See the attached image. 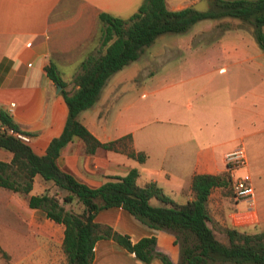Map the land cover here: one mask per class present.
Here are the masks:
<instances>
[{
    "label": "crops",
    "instance_id": "crops-1",
    "mask_svg": "<svg viewBox=\"0 0 264 264\" xmlns=\"http://www.w3.org/2000/svg\"><path fill=\"white\" fill-rule=\"evenodd\" d=\"M141 1L0 0V110L30 137L34 154H44L67 116L61 87L57 89L45 67L52 64L66 83L64 89L72 90L80 62L99 48V14L127 18ZM164 1L167 9L178 10L191 8L198 0ZM213 25L203 18L160 47L143 48L137 59L146 64L129 69L130 62L111 74L97 100L78 114L99 142L129 134L131 148L145 154L143 162L102 148L86 153L83 142L74 137L61 147L55 164L90 188L98 187L104 176H123L135 168L137 185L153 181L164 194L184 203L192 198V175L224 171V153L241 146L246 165L235 173L248 179L253 203L231 200L214 187L205 202L206 223L210 228L260 232L264 231V51L251 29L216 31ZM152 64L156 68L143 73ZM10 158L11 153L0 148V160ZM53 189L50 181L35 175L28 195ZM21 196L0 187V210L10 213L7 221L0 219L5 235L1 242L10 246L6 251L12 264H65L63 226L29 208ZM93 220L127 235L131 242L153 236L156 249L173 263L178 261V246L168 230L149 228L120 207L100 209ZM29 228L38 233L35 247L19 252L23 230ZM90 264L161 262H142L112 240L98 239Z\"/></svg>",
    "mask_w": 264,
    "mask_h": 264
},
{
    "label": "trees",
    "instance_id": "trees-1",
    "mask_svg": "<svg viewBox=\"0 0 264 264\" xmlns=\"http://www.w3.org/2000/svg\"><path fill=\"white\" fill-rule=\"evenodd\" d=\"M222 17L235 18L250 26L257 45L264 51V0H212L205 12L190 7L169 10L164 0H142L127 18L99 14V48L80 62L71 80L72 90L64 89L66 83L52 64L45 67L46 75L61 87L59 92L67 116L60 134L50 139L42 155L34 154L28 144L6 132L5 128H19L5 111L0 110V127H3L0 148L11 153L9 161L0 160V187L24 196L29 208L41 210L48 219L63 226L61 251L65 264H90L92 248L98 239L112 240L145 263L158 259L161 264H264V231L248 233L226 227V242H222L206 223L209 218L205 202L212 188L218 187L222 196L233 200L226 170L192 175L189 186L192 198L177 203L153 181L137 185L135 168L123 176H104L98 187L90 188L60 171L55 164L61 147L74 137L83 142L86 153L102 148L143 162L146 156L131 148L129 134L99 142L78 120V114L97 100L111 74L135 61L157 36L184 33L200 19ZM35 175L51 182L54 186L51 194L44 190L41 194L28 195ZM73 200L81 204L80 212L63 206ZM109 207H120L149 228L172 232L178 246V261L173 263L165 253L157 250L153 236L131 242L127 235L93 220L100 209Z\"/></svg>",
    "mask_w": 264,
    "mask_h": 264
},
{
    "label": "rangeland",
    "instance_id": "rangeland-1",
    "mask_svg": "<svg viewBox=\"0 0 264 264\" xmlns=\"http://www.w3.org/2000/svg\"><path fill=\"white\" fill-rule=\"evenodd\" d=\"M211 2H212V0H207L208 9H209V6L211 5ZM207 21L214 24L213 28L216 31H222L223 29H228V28L234 29V28H238V27L245 28L247 30L251 29L250 26H248L246 24H241L239 22V20H237L235 18H231V17H222L219 19L207 18ZM262 30L264 32V26L262 27ZM173 36H174V34H172V33L161 34V35L157 36L155 38V40L153 41V43L151 45L147 46L146 48H158L161 46L163 41L170 40ZM96 51H94L93 53H96ZM132 62L133 63H131L129 65V67H127V68L134 69V68H136L135 64H146V61L143 58H141V59L139 58L135 62L134 61H132ZM155 68L156 67L154 66V64H152L150 67H146L145 70H143V73H147L149 70H152ZM146 98L147 97H142V100H146ZM146 101H150V98H149V100H146ZM48 193L51 194L52 192H48ZM22 198L24 199L25 197L21 196V199ZM226 199H228V198H226ZM229 201H231V200L229 199ZM63 206L66 209H69V210L74 211V212H80L82 209L81 204L77 200H73L71 203H65V204H63ZM8 216H10V213L8 211H6L5 209L0 210V219L7 221V219L9 218ZM225 228L226 227H223V228L222 227H211L212 231H214L213 233H214L215 237L220 241H222L226 238L225 233H224ZM239 230L244 231V232H251V230H249V229H239ZM37 236H38V233L33 228L23 230V234H22V237L20 238V243H19L17 250L19 252H23L26 250L34 249L35 245L33 243V240ZM1 239L2 240L5 239V235L2 232H0V250H2V252L4 254H2V252H0V264H12L13 260L10 258L11 253L9 251L10 246L7 245L6 243L2 244ZM6 248L9 249L8 250L9 252L6 251Z\"/></svg>",
    "mask_w": 264,
    "mask_h": 264
},
{
    "label": "built area",
    "instance_id": "built-area-1",
    "mask_svg": "<svg viewBox=\"0 0 264 264\" xmlns=\"http://www.w3.org/2000/svg\"><path fill=\"white\" fill-rule=\"evenodd\" d=\"M3 129V127H0ZM8 134H11L21 142L28 144L30 137L21 130H12L5 128ZM225 170L229 173L232 199L234 201L245 200L249 205L253 203V188L245 176H237L236 171L246 165V156L241 146H238L223 155Z\"/></svg>",
    "mask_w": 264,
    "mask_h": 264
},
{
    "label": "water",
    "instance_id": "water-1",
    "mask_svg": "<svg viewBox=\"0 0 264 264\" xmlns=\"http://www.w3.org/2000/svg\"><path fill=\"white\" fill-rule=\"evenodd\" d=\"M191 8L197 12H205L208 9L207 0H198L195 4L191 6ZM57 89L60 88L59 85H56Z\"/></svg>",
    "mask_w": 264,
    "mask_h": 264
}]
</instances>
